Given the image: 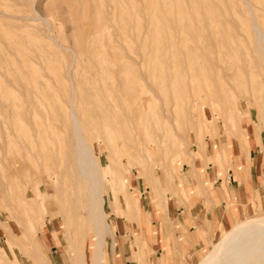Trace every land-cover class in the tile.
<instances>
[{
  "label": "rangeland",
  "instance_id": "374dc122",
  "mask_svg": "<svg viewBox=\"0 0 264 264\" xmlns=\"http://www.w3.org/2000/svg\"><path fill=\"white\" fill-rule=\"evenodd\" d=\"M254 27L264 36V0H0L6 264L43 262L35 247L50 264L54 258L90 263L94 238L85 184L76 175L70 112L109 177L102 198L114 243L104 240L103 264H115L121 245L125 257L133 253L132 264H144L150 229L163 222L172 241L158 264H197L237 221L263 217L264 63ZM164 109H171L170 128L160 121ZM217 159L241 175L243 162L258 165L260 187L251 213H232L209 239L190 243L175 214L192 208L195 195L208 209V190L197 177L218 167ZM119 175L122 182L115 181ZM164 255L161 244L157 257Z\"/></svg>",
  "mask_w": 264,
  "mask_h": 264
},
{
  "label": "bare ground",
  "instance_id": "6f19581e",
  "mask_svg": "<svg viewBox=\"0 0 264 264\" xmlns=\"http://www.w3.org/2000/svg\"><path fill=\"white\" fill-rule=\"evenodd\" d=\"M210 29H212V28H210ZM253 30H254V33L256 35L254 45H255L258 53H259V60H261L264 63V36L257 31L256 27H254ZM204 84H205V81H204ZM198 104H199V102H198ZM170 111H171V109L170 110L164 109V111H161V113H159V114H161V116L158 114V116H160V121L162 123L168 124L169 122L173 121L172 119H170V115H171ZM96 114L97 113H95V115ZM69 121L71 124V131L73 134L72 137H73L74 143H75V147H74L75 150L74 151H75V164H76L77 180L78 181L81 180L85 184L86 215H87V219L90 223L91 234L94 238L93 250H92V253L89 254V258H90L89 264H103L102 255L104 254V252H103L104 251V240L107 238V236H109L112 240V243H114V241L112 239V235L110 233L109 225L105 221V212L103 210V202L104 201L102 198V194L104 192H106V189L108 188L106 185V181L104 179H108L109 177L104 173L102 168H100L98 166V162L97 163L95 162V159L92 156L90 148L82 140L81 135H80L81 131H80L79 122L71 112L69 114ZM158 121H159V119L157 118V115H156V117L154 116V123L157 124ZM168 127L170 128L169 124H168ZM163 129H164V127H163ZM171 132H172V130H171ZM157 134H158V132H157ZM160 146H162V145L161 144L153 145V147L156 150H158V152L161 149ZM21 147H23V146H21ZM141 148H142V151L144 153V157L146 158V160L150 159L151 156L149 154L148 148L147 147H141ZM6 154H7V152H6ZM186 155L188 156V159L190 160L189 163H193V165L195 166L194 157L189 155V152ZM4 160L5 159H3L2 161L4 162ZM60 165H61V163H60ZM59 168H61V167L59 166ZM61 169H58V170L60 171ZM1 174H2V172H1ZM5 174H4V176H5ZM196 175L198 176L197 173H196ZM143 177H145V175H143ZM122 178L123 177L119 175L118 179L115 181L122 182ZM111 180H112V178H111ZM112 181H114V180H112ZM199 182H200V180L197 177L198 187H200ZM1 184H2V182H1ZM3 185H4V183H3ZM198 190L201 191V189H199V188H198ZM8 191H9V189H8ZM37 196L40 197L39 195H37ZM23 198L24 199L22 201L24 203L25 201H27V196L23 195ZM74 198L77 199L76 194L74 195ZM5 200H6V198H5ZM28 200H29V198H28ZM6 202H4V203H6ZM0 203H1V201H0ZM27 203H28V201H27ZM126 203L127 202H125V199H123V207H124L125 213L127 212L128 208H129L128 207L129 204H126ZM77 204H78V206H75V208L80 210L81 207H80L79 203H77ZM130 207L131 208L133 207L136 210V206L134 205V203L132 201H131ZM9 210H10V208H9ZM29 245H34V244H32V241L29 240ZM111 246L113 247V244H111ZM35 248L36 249H34L33 252L36 253L43 260V262L38 261L37 264H50L49 260H47L42 253L38 252L37 247H35ZM34 258H35V256H34ZM80 260H81V262H80L81 264H86L84 259H80ZM6 261L7 260H6L5 253L3 252V250H0V264H6L7 263ZM8 263H10V262H8ZM197 264H264V216L263 217L248 218L244 221H237L232 226L231 229H229L228 231H225L224 234L221 235L218 238V240L212 244L210 250H208V252L205 256L200 258V260L198 261Z\"/></svg>",
  "mask_w": 264,
  "mask_h": 264
},
{
  "label": "crops",
  "instance_id": "0c3cea01",
  "mask_svg": "<svg viewBox=\"0 0 264 264\" xmlns=\"http://www.w3.org/2000/svg\"><path fill=\"white\" fill-rule=\"evenodd\" d=\"M216 154H219L218 148L215 149ZM218 156V155H217ZM218 160V167L211 165L208 168V172H201L200 184H204L208 190L207 205L208 209L203 206L199 197L195 195L192 199L193 201L198 200L192 208H190L186 213L180 209L177 210L178 214H175L180 225V230L184 233L187 240L192 243L196 239H209L210 235L213 233L214 228L221 224H225L228 218H233L232 213L235 217H241L251 213L255 196L259 189V173L258 165L252 163H244L243 166L246 169L242 175L241 171L238 169L234 170H223L221 168L220 159ZM243 161V160H242ZM208 165V166H209ZM196 180V179H195ZM196 182L185 187L194 188ZM183 185V180H182ZM263 188V187H262ZM192 204V203H191ZM144 212H140V222H143ZM173 214L171 213V216ZM210 226V227H209ZM153 230L150 229V236L152 241L150 242V260L147 258L143 260L144 264H158V261L162 263L167 258L169 242L172 241L171 231L167 223L155 224ZM203 233V235L201 234ZM114 240V238H113ZM163 240V241H162ZM178 241H176V244ZM165 250L166 255L159 259L157 257L158 247L161 246ZM147 245V243H146ZM148 245V247H149ZM119 254L116 258L115 264H132V254L125 255L124 247L118 246ZM134 252V251H133ZM165 258V259H164ZM53 264H64L62 259L54 258L52 260Z\"/></svg>",
  "mask_w": 264,
  "mask_h": 264
}]
</instances>
